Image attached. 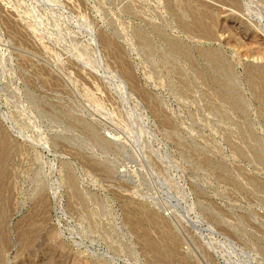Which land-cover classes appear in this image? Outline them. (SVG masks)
Here are the masks:
<instances>
[{
    "label": "rangeland",
    "instance_id": "obj_1",
    "mask_svg": "<svg viewBox=\"0 0 264 264\" xmlns=\"http://www.w3.org/2000/svg\"><path fill=\"white\" fill-rule=\"evenodd\" d=\"M0 264H264V0H0Z\"/></svg>",
    "mask_w": 264,
    "mask_h": 264
}]
</instances>
